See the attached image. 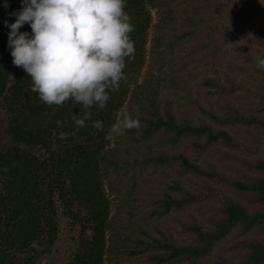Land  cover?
I'll return each mask as SVG.
<instances>
[{"label":"trees","instance_id":"trees-1","mask_svg":"<svg viewBox=\"0 0 264 264\" xmlns=\"http://www.w3.org/2000/svg\"><path fill=\"white\" fill-rule=\"evenodd\" d=\"M229 1L126 0L125 11L134 25L130 37L135 46L134 59L126 58L124 72L127 78L121 82L118 91L110 90V99L103 109L93 106L87 110L86 126L77 129L72 115L75 113L83 117L85 110L78 105L74 107L70 101L62 106L44 104L30 90V76L12 63L7 46L10 29L4 22H13L15 17L11 13L19 10L22 4L21 0H7L6 8L5 0H0V98L7 112V132L15 143L0 149V264H35L49 250L58 234V205L71 218L81 222L83 227L78 248L67 264H104L107 258L116 262L137 253H146L150 264L197 260L209 254L214 244L234 227H238L239 236L253 229L264 234L263 211L249 212L244 204L234 201L217 188L205 186L203 190L189 191L176 185L174 188L182 194H165L160 200V213L216 196L222 204V216L211 218L208 229L194 219L181 222L183 229L194 235L192 243H180L172 236L160 233L159 238L151 236L148 240L139 239L137 246L128 251L127 246L116 239L118 235L110 220V201L103 187V180L109 176L110 168L115 169L118 165L111 152L110 127L124 104L139 118L145 138L159 133L162 137L158 144L168 145L172 150L185 137L201 138L192 142L198 152L217 141L228 147L241 146L226 129H214L204 119L194 123L186 114L179 121L169 103L161 111L158 82L152 73L146 71L139 81L146 59L152 10H162V18L156 25L161 35L168 20L174 16V6L183 2L188 12L182 16L183 24L188 26L184 33L202 34L200 45L204 47L209 43L215 44V19ZM20 30L31 32L28 24H24ZM157 43L160 44L159 41ZM260 72L264 87V70ZM205 82L223 91L246 89L241 83L223 87L209 80ZM257 95L260 101L257 113L244 114L232 106H227V110L220 115L201 110L218 126L247 127L254 144L244 149L250 153L264 148V116L260 113L264 111V94L258 92ZM57 120L63 122L62 126H57ZM97 120L103 122L102 130L93 127ZM249 128H254L257 135L251 133ZM55 143L57 149L42 158L21 147L45 148ZM144 160L151 163L176 161L180 171L217 177L238 192L247 193L250 202L264 205V158L245 162L248 168L262 174L247 176L245 181L227 179L216 171H206L189 161L182 152L168 154L160 151ZM231 247L242 250V259L235 264H264V242L241 239Z\"/></svg>","mask_w":264,"mask_h":264},{"label":"rangeland","instance_id":"rangeland-1","mask_svg":"<svg viewBox=\"0 0 264 264\" xmlns=\"http://www.w3.org/2000/svg\"><path fill=\"white\" fill-rule=\"evenodd\" d=\"M171 3L175 5L174 2ZM174 8V16L168 20V25L161 31V35L156 25L162 18V10L151 11L152 22L146 43V59L139 81L144 78L146 71L152 73L158 82L161 111L169 103L179 121L186 114L194 123L204 119L214 129H226L241 146L228 147L217 141L198 152L192 142L200 141L201 138L185 137L172 150L168 145L158 144L162 137L159 133L145 138L140 126L128 130L122 136H112L111 152L118 165L115 169L110 168L109 176L103 180V187L110 201V220L115 234L118 235L116 239L123 246L125 244L128 251L132 250L134 245L137 246L139 239L148 240L151 236L159 238L160 233L170 235L180 243H192L194 235L183 229L181 222L194 219L204 229H208L211 218L218 219L222 216V204L216 196L160 213V200L165 194H182L174 188L176 185L189 191L203 190L205 186L217 188L234 201L244 204L249 212H264V205L250 202L246 197L247 193L238 192L217 177L182 172L179 164L173 160L168 163H151L144 160L160 151H166L168 154L182 152L189 161L202 169L216 171L227 179L245 181L247 176L262 175L245 164L247 161L255 162L264 158V148L253 153L244 149L254 144L247 127L218 126L201 110L220 115L227 110V106H232L244 114L257 113L256 109L260 106L257 93L264 94L263 74L260 72L262 69L257 68V57L264 55V0H230L228 5L221 8L219 16L215 19V44L209 43L204 47L200 45L202 34L184 33L188 28L183 24L182 16L188 13L184 3H178ZM207 80L223 87L241 83L246 89L223 91L215 85L207 84ZM126 107L124 104L121 110ZM260 113L264 116V111ZM249 130L257 135L254 128ZM12 145L15 143L7 132V112L0 98V149ZM21 147L45 157L50 151L57 149V144L45 148L23 145ZM58 207L57 238L35 264H67L78 248L83 231L82 223L71 218L62 206ZM241 239H258L264 242V234H259L253 229L239 236L238 227H234L214 244L206 256L170 264H235L242 259V250L231 246ZM150 262L146 253H137L127 258L122 257L116 262L107 258L104 264Z\"/></svg>","mask_w":264,"mask_h":264},{"label":"clouds","instance_id":"clouds-1","mask_svg":"<svg viewBox=\"0 0 264 264\" xmlns=\"http://www.w3.org/2000/svg\"><path fill=\"white\" fill-rule=\"evenodd\" d=\"M21 4L11 13L14 21L4 22L10 29L12 63L30 76V90L44 104L62 106L70 101L83 108L84 116L73 113L72 121L77 129L86 126L87 110L106 106L110 90L118 91L127 78L126 58L135 56L126 0H21ZM4 6L8 7L7 0ZM24 24L31 32L20 30ZM257 68L264 70V55L257 57ZM139 126V118L122 109L110 134L122 136ZM93 127L102 130L103 122L97 120Z\"/></svg>","mask_w":264,"mask_h":264}]
</instances>
